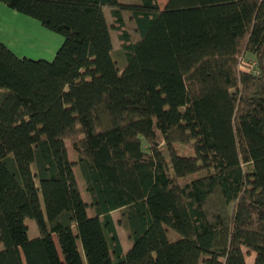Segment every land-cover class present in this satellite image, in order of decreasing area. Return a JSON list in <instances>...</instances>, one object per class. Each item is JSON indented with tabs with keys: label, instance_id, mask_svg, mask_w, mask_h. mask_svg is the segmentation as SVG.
I'll list each match as a JSON object with an SVG mask.
<instances>
[{
	"label": "trees",
	"instance_id": "1",
	"mask_svg": "<svg viewBox=\"0 0 264 264\" xmlns=\"http://www.w3.org/2000/svg\"><path fill=\"white\" fill-rule=\"evenodd\" d=\"M0 2L63 37L0 42V264H264V0Z\"/></svg>",
	"mask_w": 264,
	"mask_h": 264
},
{
	"label": "rangeland",
	"instance_id": "2",
	"mask_svg": "<svg viewBox=\"0 0 264 264\" xmlns=\"http://www.w3.org/2000/svg\"><path fill=\"white\" fill-rule=\"evenodd\" d=\"M125 1L127 3H138L139 2V0H125ZM166 2L167 0H158V4L161 6V8L166 4ZM110 11H111L110 8H104L105 17L109 25H111L112 23L111 17H110ZM123 15H124V20L126 23L127 30L130 34L131 40L133 42H136L139 39V35L136 31V26L134 22L132 21L130 14L128 12H124ZM34 37L36 38L37 43L34 44L32 48H30L31 50L27 51V54H26V58H29L32 60L43 59V60L51 61L54 58L55 53L57 52V50L63 43V37L61 35L54 33L46 29L45 27H42L41 29H39V31L35 30ZM111 38H112V43H113L114 57L116 59H119V62L121 64V59H120V56L118 55L119 43H118L117 36L114 31H111ZM245 59L253 60L250 55H246ZM66 149H67L69 160L73 162L74 161L73 153H72V149L68 142L66 143ZM73 170H74L76 180H77L80 192H81V196L83 200L86 201L85 193H84V190H83L80 178H79L78 171L75 167L73 168ZM112 217L116 225V230H117L120 242L122 243V246L126 251L128 249V245L126 242V236H125L123 228L118 224V220L120 219V213L118 211L113 212ZM25 224L28 226V236L30 239H33L39 236V230L34 220L26 219ZM168 237H169V240L171 241H175L179 238V236L171 229H169ZM54 240L56 243V238H54ZM243 252L245 253L246 261L248 263L253 262L254 256H255L254 252L246 248H243Z\"/></svg>",
	"mask_w": 264,
	"mask_h": 264
},
{
	"label": "crops",
	"instance_id": "3",
	"mask_svg": "<svg viewBox=\"0 0 264 264\" xmlns=\"http://www.w3.org/2000/svg\"><path fill=\"white\" fill-rule=\"evenodd\" d=\"M42 27L38 21L23 16L0 2V42L17 57H26L27 51L37 43L34 31H39Z\"/></svg>",
	"mask_w": 264,
	"mask_h": 264
},
{
	"label": "built area",
	"instance_id": "4",
	"mask_svg": "<svg viewBox=\"0 0 264 264\" xmlns=\"http://www.w3.org/2000/svg\"><path fill=\"white\" fill-rule=\"evenodd\" d=\"M246 64H248V63H246V62H242V63H241V69H244L245 66H246ZM248 65H250V66H251V65L254 66L255 64H254V63H252V64L250 63V64H248Z\"/></svg>",
	"mask_w": 264,
	"mask_h": 264
}]
</instances>
